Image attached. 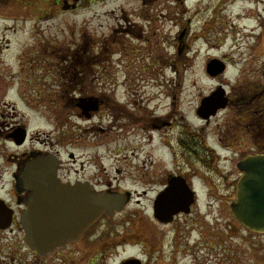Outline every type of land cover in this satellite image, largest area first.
Returning a JSON list of instances; mask_svg holds the SVG:
<instances>
[{"label": "flooded vegetation", "instance_id": "flooded-vegetation-1", "mask_svg": "<svg viewBox=\"0 0 264 264\" xmlns=\"http://www.w3.org/2000/svg\"><path fill=\"white\" fill-rule=\"evenodd\" d=\"M28 1L29 7L35 2ZM41 1L38 8L33 7L40 21L61 16L62 12H77L116 0ZM161 1L142 0L145 5L138 13L129 12L124 5L121 11L120 7L110 11L111 20L117 19L119 23L117 26L109 23L113 32L102 41L97 38V30L93 31L91 50L82 51V43H79L75 44L72 54H63L62 39L32 36L33 48H22L23 52L12 57L11 63L4 56L11 45L0 51V264H110L118 250L128 243L138 244L143 254L119 264H184L179 248L184 237L196 233L204 239V232L210 237V230L199 225L204 224L203 220L190 221L196 216L199 203L196 187H204L210 200L223 204L226 201L231 207L238 183L245 176L241 164L249 158L264 157V83L255 80L237 85L239 79L226 78L235 67L240 76L246 73L255 76L257 69L248 68L244 62H249L251 57L254 62L259 58L264 61V54L261 56L264 53V13L259 10L261 25L251 37L248 61L238 60L234 48L231 53H224V44L215 48L223 52L222 57L204 58L206 77L214 82L225 77L227 81L216 82L206 95H198L189 117L185 111L179 113L175 100L156 103L152 100L150 104L154 107L147 106L149 101L132 99V94L128 99L127 91L123 99L113 95L112 92L122 86L113 78L111 86L102 84L101 78L115 72L114 61L125 52L139 58L142 47L149 45L150 57L154 62L158 60V29L163 15L162 11L159 14L154 11L155 4ZM233 1L240 0L207 3L202 0L196 7L190 6V0H167L182 7L186 18L181 30L175 33L177 51L191 55L197 41L209 40L205 43L212 46L218 43L224 34L221 27H228V2ZM257 1L264 3V0ZM18 4L19 0H0V23L10 21L1 15L3 10L10 9L9 6L14 9ZM118 12L123 14L122 22V14ZM26 21L33 22L32 19ZM174 23L177 28L179 19ZM170 39L169 36L165 40ZM85 90L88 93L83 95ZM206 100L208 107L203 105ZM164 104L167 106L163 109ZM73 119L79 120L80 126L88 131L84 133L88 138L81 134V139L70 132ZM62 120L68 124L66 131L62 129ZM99 134H106L100 141L113 149L106 154L109 168L104 164L106 159L100 161L99 157L81 154L83 150H93L85 142L96 141ZM130 137L133 143H124ZM157 149L163 157H154ZM138 155L143 158L139 157V164H134ZM127 182L131 185L127 186ZM55 187L64 189L60 194L66 201L62 217L72 221L81 215L76 211L82 197H92L95 193L121 194L127 205L114 217L84 223L81 232L70 241L40 253L29 232H34L36 217L47 209L44 203L56 196L52 191ZM132 187L158 189L148 216L159 227L158 232L146 234L136 230V223H140L144 214L128 210L135 197L125 188ZM175 187L184 189V196L192 195L191 212L189 215L180 213L171 222L168 219L161 222L156 218V208L160 200L164 204L169 201L168 193ZM184 196L178 202L184 201ZM136 203L140 205L141 201ZM118 217L122 229L115 231L116 226L111 222ZM234 222L233 234L241 227ZM181 226L189 233L183 232ZM70 229L73 231L74 226ZM241 230L252 238L259 236L244 228ZM222 241L214 249L220 248L223 261L227 262ZM208 248H211L209 240L195 244L188 252L189 264H205Z\"/></svg>", "mask_w": 264, "mask_h": 264}, {"label": "rangeland", "instance_id": "rangeland-1", "mask_svg": "<svg viewBox=\"0 0 264 264\" xmlns=\"http://www.w3.org/2000/svg\"><path fill=\"white\" fill-rule=\"evenodd\" d=\"M200 1L202 0H190V6L196 7L201 4ZM208 1L210 2V0H206L205 3ZM29 3L28 0H19V4L15 7L18 11H15V8L11 9L13 7L9 6L8 8L10 9L3 10L1 13L3 17L10 19V21L0 23V46L3 47L0 51H3L9 46V44L11 45L10 51L4 52V56H7V60L10 63L12 62V57L23 52L22 48H33L32 36L57 37L58 41L59 39H62L63 54H72L75 49V44L79 43H82V51L91 50L94 45V41L92 40V36H94L92 33L93 31L97 30L99 36L97 38L102 41L105 37L109 38L111 32H113V29L109 27V23L114 26H117L119 23L117 19L115 21L111 20L108 15L110 11L115 8L117 10L119 7V10L121 11V6L124 5L129 12L136 10L134 12L138 13L139 9L145 5L142 0H116L114 2L101 4L100 6L93 5L77 12H62L61 16L40 21L38 19V14L37 12H34L33 7L38 8L37 5L41 4L42 1L35 0V2L31 3L30 7L27 5ZM228 4L226 11L228 27H221L222 30H224L222 39L219 40L218 43L215 42L213 46L205 43L209 40H206L205 42L197 41L193 44L194 51L192 50L191 55H186L183 51L182 53L180 50L177 51L176 40L174 39L177 32H179L181 23H185L186 21V18L182 13V7H176L172 3L167 2V0L157 2L155 4L156 10L154 12L159 14L162 11L163 15L162 22L161 24L159 23L158 29V32H160V34L158 33L160 38H158V47L156 50L158 60L154 62L150 57L149 45H147L146 48L142 47L143 51L139 58L128 52H125L124 54L120 53L121 56L117 57L114 61L115 72L111 73L110 76L102 77V84L111 86L113 84L111 79L113 78L117 84L122 85L120 88L115 89L112 92L113 95L119 99H123V95L126 94L127 91L128 99H131L130 94H132V99L140 100L142 102L149 101L147 106L154 107V105L150 104V101L152 100H154L155 103L156 101L175 100L177 102L179 113L180 111H185L186 116L189 117V110L196 105L198 95H206L216 82H223L225 79L224 77L214 82L207 78L203 72V66L205 63L204 58L206 56L214 58L222 57L224 55L223 52L217 51L215 48H218L219 44H224V53L228 52L229 54L232 51L231 48H234L238 60L239 58H242L245 59V61H248V53L250 51L249 45L252 40L251 37L254 36L255 33L253 32L256 31L259 24L261 25V22H258L259 13H257V10L263 14L264 3L258 4L257 0H240L237 2H228ZM138 6L140 7L137 8ZM117 14L121 15L122 13L118 12ZM221 16L224 17V14ZM122 17L123 14L120 17L121 22ZM16 19L19 20V23H17ZM31 19L33 22L26 21ZM134 19L135 18L132 17V20ZM178 19L179 26L175 28L173 24L176 26V23L174 22ZM121 24L123 26L125 25L124 23ZM36 26L37 29L35 28ZM230 28H233V30L231 31ZM169 36L171 39L169 42H166ZM122 39H124V37H122ZM151 39L152 41H155L153 37H151ZM213 39L218 40V38L214 37ZM133 51H135V49ZM263 54L264 53H262L261 56ZM257 62H254L252 57L249 59V62H244L248 68L253 69L254 67V69H257L255 76L248 75V73L240 76L237 70L238 67H235L229 71L226 78L229 77L231 80H234L233 78H235V80L239 79L236 81L237 85H241L245 81L247 83H253L256 81L264 83V61L262 58H259V61ZM238 66L240 68V65ZM225 81H227V79H225ZM86 93H88L87 90L84 91L83 95ZM82 98H85V96ZM157 105L158 104H156V106ZM166 106L167 104H164L162 108L164 109ZM163 114L161 115L163 116ZM64 122L65 121L62 120V129L66 131L68 124H65ZM99 122H102V120ZM71 123L73 124V128L69 129L71 133L79 138H81V134L83 137L88 138L86 134L84 135V133H87L88 131L80 126L81 123L79 120L73 119ZM71 123L70 125H72ZM75 127L79 130H83L76 132L74 129ZM105 135L106 134H99L96 141L85 142L88 146L93 147V150H83L81 151V154L93 155L95 158L99 157L101 158L100 161L106 159L107 152L113 149L100 141L102 138L104 139ZM83 141L86 140L83 138ZM129 142L133 143L131 137L124 143ZM96 143L97 146H94ZM113 148H115V146H113ZM153 155L156 158L164 156L159 149L155 150ZM139 157L143 158L138 155L136 161L133 162L134 164H139ZM104 164L106 168L110 167V163L107 159L104 161ZM125 184L127 186L131 185L129 182ZM196 188L199 194V203L195 212L196 216L194 219L191 218L190 221L195 223L197 219L203 220L204 224H198L210 230V237L204 235L205 232L203 229L202 232H204V239L202 236L199 237L196 233H191L190 236L184 237L185 240L179 246L181 259L185 258L183 263L189 264L187 256H190V253L188 252L191 249H194L195 244L203 241L207 242L209 240L211 248L207 249L205 264H264V236L260 235L252 238L241 230L242 227L238 229L237 233L233 234L231 227H234L235 222L229 210V204L226 201H224L223 204L212 199L210 200L206 196V189L204 187L197 186ZM125 189L134 193L135 197L134 204L128 210H136L137 213L144 214L142 215L140 223H136V226H138L136 230H143V233L146 234L154 231L158 232L159 227L157 225L155 226L154 222L148 219L158 189H155L154 187H132ZM144 193H146V196H143ZM138 200L141 201L140 205H137L136 203ZM111 223L116 226L115 231L122 229L119 217L112 220ZM136 230H134V232H136ZM182 231L189 233L185 226L182 227ZM132 239L136 240L134 238ZM219 241L224 242V259L228 257L227 262L223 261V252L221 249H214V247L219 246ZM142 252L143 250L138 244L128 243L118 250L114 258L111 259L110 264H119L129 258L141 257L143 254ZM222 261L223 263H220Z\"/></svg>", "mask_w": 264, "mask_h": 264}, {"label": "water", "instance_id": "water-1", "mask_svg": "<svg viewBox=\"0 0 264 264\" xmlns=\"http://www.w3.org/2000/svg\"><path fill=\"white\" fill-rule=\"evenodd\" d=\"M208 100L204 101V107H208ZM241 169L245 176L238 184L231 212L244 228L255 234H264V157L245 160L241 164ZM62 190L64 189L53 188L56 196L44 203L47 209L39 218L36 217L34 232H29L30 238L34 240L35 249L40 253L62 246L81 232L84 223L96 222L105 215L113 216L116 212H121L127 204L125 197L120 194L99 193L92 197H82L76 211L81 215L72 221L62 217L66 202L63 195H60ZM177 190L181 191V188L175 187L169 191L170 200L167 203L164 204L163 200L157 202L156 214L159 220L166 222L171 215L190 212L192 202L178 203ZM166 208L167 211L163 214ZM24 224L28 229L27 219L24 220ZM71 226H74L73 231L70 229Z\"/></svg>", "mask_w": 264, "mask_h": 264}]
</instances>
